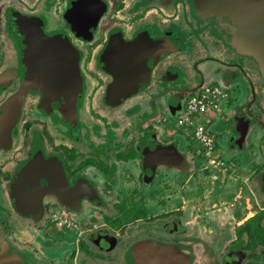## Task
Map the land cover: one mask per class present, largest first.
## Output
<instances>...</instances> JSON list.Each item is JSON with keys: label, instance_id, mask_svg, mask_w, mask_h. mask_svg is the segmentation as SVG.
Instances as JSON below:
<instances>
[{"label": "flooded vegetation", "instance_id": "obj_1", "mask_svg": "<svg viewBox=\"0 0 264 264\" xmlns=\"http://www.w3.org/2000/svg\"><path fill=\"white\" fill-rule=\"evenodd\" d=\"M259 16L0 0V264H264ZM208 86L226 93L211 153L182 122Z\"/></svg>", "mask_w": 264, "mask_h": 264}, {"label": "built area", "instance_id": "obj_2", "mask_svg": "<svg viewBox=\"0 0 264 264\" xmlns=\"http://www.w3.org/2000/svg\"><path fill=\"white\" fill-rule=\"evenodd\" d=\"M226 93L218 86H208L199 95L188 99L182 122L193 127V135L211 153L214 148L212 136L207 131V122L211 121L223 108ZM216 114V115H215Z\"/></svg>", "mask_w": 264, "mask_h": 264}, {"label": "water", "instance_id": "obj_3", "mask_svg": "<svg viewBox=\"0 0 264 264\" xmlns=\"http://www.w3.org/2000/svg\"><path fill=\"white\" fill-rule=\"evenodd\" d=\"M256 2H261V1H263L264 2V0H255ZM257 9H258V7H257ZM253 15V14H252ZM258 17V16H257ZM262 20H264V17H261V16H259ZM252 19V17H250V19L249 20H251ZM253 20V19H252ZM256 23V26H263L264 27V21H257V22H255Z\"/></svg>", "mask_w": 264, "mask_h": 264}, {"label": "rangeland", "instance_id": "obj_4", "mask_svg": "<svg viewBox=\"0 0 264 264\" xmlns=\"http://www.w3.org/2000/svg\"><path fill=\"white\" fill-rule=\"evenodd\" d=\"M216 115V114H215ZM182 132V131H181ZM184 133H188L187 131H184Z\"/></svg>", "mask_w": 264, "mask_h": 264}]
</instances>
